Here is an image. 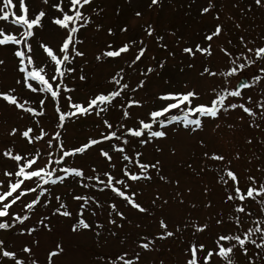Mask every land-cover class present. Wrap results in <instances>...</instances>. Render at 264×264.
Segmentation results:
<instances>
[{"label":"snow or ice","instance_id":"obj_1","mask_svg":"<svg viewBox=\"0 0 264 264\" xmlns=\"http://www.w3.org/2000/svg\"><path fill=\"white\" fill-rule=\"evenodd\" d=\"M41 2L47 8H41L31 15L26 0H19V14L15 11L17 5L14 0H2L0 6V22L15 25L19 30L12 32L0 27V48L11 47L16 60L19 78L15 79V85L39 96L36 106L33 107L28 99L22 98L17 87L0 90V106L11 108L21 121L19 125L10 128L8 136L33 146L32 152L23 154L16 150V141L13 140L10 146L0 149V159L11 161L14 165L11 170H3V177L6 179L0 180V189H3L0 191V231H14L15 235L21 238L31 237L30 240H23L18 250L15 240L9 244L0 239V264H38L34 258V247L39 241L33 233L39 230L51 231V225L46 222L49 217H40L33 226H29L27 222L38 205L47 207L52 199H55L58 205L52 215L71 218L73 212L68 204L61 201L60 195L53 196L49 190L50 187L64 185L69 180L83 189H95L100 193L107 190L114 198H118L141 215L155 217V213L159 211L160 216L155 217L159 231L151 238L147 234L137 238L136 247L144 252L154 251L157 240L177 239L184 245L181 264H254L249 255V245L260 250L258 255L264 254V218L253 220L254 226H247L246 218L253 216V212L248 208L249 201L260 205V210L264 212V175L239 176L231 167L233 159L240 158L239 153L226 159L224 155L216 152H201L204 163L196 174H213L215 184L222 193V204L226 206L215 214L210 213L204 220L189 213L170 226L164 215L169 207V199L162 198L157 193L149 206H143L138 202L141 193L137 189L141 183H150L155 177L159 182L173 186L175 193L172 199L178 205H185V192L180 190V180L163 174V161L141 159L145 156L148 146H154L157 153L162 151L158 142L169 137V129L172 132L184 131L193 135L203 130L206 120L217 121L226 114L240 110V121L247 120L249 127L264 130L260 123H256L257 119L264 121V95L258 100H253L252 96L245 99L243 95L244 89L253 88L264 80V66L259 67V74H254L250 82L240 80V76L247 69L258 62H264V37L256 44L241 36L239 52H231L223 46H218L219 51L227 58L224 64L215 70L204 64L198 72V76L205 80L223 78L218 87L211 88L207 101H202V94L195 87L189 88L185 84L186 90L157 93L154 96V105L157 106L148 109L141 116L134 110L143 108L146 102L137 99L136 94L145 87L151 74L159 75V70L165 67V61L158 62L156 67H138V62L142 61L148 51L143 38L115 46L113 43H106L104 50L95 55L94 59L97 62L124 60L125 56L134 50L130 61L125 60V63L133 72H138L139 78L133 85L130 78L126 79L128 74L125 69L120 67L110 75L102 88L90 94L83 102H78L71 95L76 89L69 86L67 79L77 72L74 63L76 59L83 60L86 57V52L82 50L84 39L81 31L94 23L91 14L84 11L86 6L92 4V0ZM159 4L160 0H150L148 7H159ZM252 4L264 9V0H252ZM213 9L212 0H209L208 5L200 9V14H208ZM134 15L141 17L142 13L136 11ZM214 19L220 20L219 13ZM45 20L55 26L59 41L55 47L43 41L39 42L38 48L42 50L44 59L37 63L31 40L37 30H43ZM235 27L240 28V25L236 24ZM95 28L99 31L101 25L96 23ZM222 30L223 25L218 23L211 32L204 35L206 44L202 46L201 43H196L180 49L181 54L192 61L187 65L189 69L195 67L197 58L208 59L213 56L212 42L214 38L221 36ZM119 31L125 33L128 29L124 26ZM143 31L147 37H153L155 29L149 24ZM107 35L115 36L116 33L112 28H108ZM163 39L162 36L155 37L157 45L167 50V45L160 43ZM177 43L179 44V41ZM228 43L231 44V41ZM249 43L254 46L249 47ZM169 55L174 57L175 53L169 52ZM4 63L5 61L0 59V65ZM79 71L81 74L78 80L85 82L87 77L83 74V69L80 68ZM233 80L236 81L235 84ZM47 104H52L54 109V116L51 118H48ZM46 118L49 125L47 128L43 124ZM81 118H94L97 121V134L77 146H68L63 139L66 123ZM219 126L217 123L216 127ZM41 141L46 145V159L43 163L40 161L44 153L36 147L37 142ZM246 143L251 144L252 140L248 139ZM103 144H107V147H99ZM198 144L201 149L207 147L203 141H198ZM93 149L96 155L94 164L85 167L83 164L72 166L68 163L70 158L83 157ZM170 151L175 155V148ZM183 166L192 169L191 163L185 162ZM257 172L264 173V169L258 168ZM211 190L205 184L202 189L204 196L207 197ZM191 191V188H188L187 194ZM29 194H32L33 198L25 199ZM72 199L81 203L78 205L76 221L71 231L89 230L92 225L84 215L88 207L102 208L105 205L99 203L91 192L73 195ZM17 202H21L23 214L12 211ZM188 206L191 209L198 207L193 202ZM203 207L212 208V201L207 200ZM106 210L108 223L122 228L123 224L118 221H125L127 217L116 200L107 203ZM96 214L95 210L91 212L93 216ZM225 226H228V231L223 230ZM136 227L141 225L137 224ZM112 235L115 236L116 233L113 232ZM62 251V246L57 243L55 250H50L47 254V264H52V258ZM133 255L135 259L128 257L127 252L116 253L109 264H139L141 252L135 251Z\"/></svg>","mask_w":264,"mask_h":264},{"label":"rangeland","instance_id":"obj_2","mask_svg":"<svg viewBox=\"0 0 264 264\" xmlns=\"http://www.w3.org/2000/svg\"><path fill=\"white\" fill-rule=\"evenodd\" d=\"M52 2L53 0H50V3ZM14 3L17 5L15 11L19 14V0H14ZM208 3L209 0H160L159 7L149 8L150 0H92V4L86 6L84 11L86 14H91L94 23L81 31L84 39L82 50L86 52V57L83 60L76 59L74 63L77 66V72L67 79L69 86L76 89L71 94L74 100L83 102L90 94L102 88L110 75L118 71L120 67L125 69L128 74L126 79L130 78V82L134 85L139 78L138 72H133L125 63V60L130 61L134 50L130 51L124 60L97 62L94 57L104 50L106 43H113L115 46L122 42L143 38L148 51L142 57V61L138 62V67L141 69H146L148 66L156 67L160 61H165V67L163 70H159V75L151 74L145 87L136 94L137 99H143L146 102L143 108L134 110L136 114L142 116L148 109L157 106L154 105V96L157 93L166 90H186L184 88L185 84L189 88L195 87L202 94V101H207L211 88L218 87L219 81L223 78L216 77L205 80L198 76V72L204 64H208L213 70L224 64L227 58L219 51L218 46H223L231 52H239L241 50L239 39L241 36L246 41L255 42L256 44L260 43L261 38L264 37V9L255 7L252 0H212L214 9L208 14L201 15L200 9L206 7ZM26 4L29 7L30 15L41 8H47L41 0H26ZM0 6H2V0H0ZM100 9H103V11H100ZM136 11L142 13L141 17L134 15ZM97 13L99 14L97 15ZM217 13L220 15V20L214 19ZM96 23L101 25L99 31H96ZM218 23L223 25V30L221 36L214 38L212 42L213 56L208 59L197 58L194 62L195 67L189 69L187 65L192 61L186 55H182L180 49L196 43H201L202 46L206 44L207 42L203 40L204 35L211 32ZM149 24L155 29L153 37H147L143 31ZM236 24H239L240 28H236ZM124 26L127 27L128 31L121 33L119 29ZM0 27L12 32L19 31L15 25L10 23L0 22ZM108 28H112L116 35L108 36ZM170 33H174V35ZM157 36L164 37L160 43L167 45V50L157 45L155 40ZM41 41L53 47L59 41L58 31L47 20L44 22L43 30H37L35 37L31 40L33 55L37 63H41L44 59L42 50L38 48ZM228 41H231V44ZM248 46L253 47L254 45L249 43ZM169 52L175 53L174 57L170 56ZM153 57L155 59H152ZM0 59L5 61L3 65H0V90L11 86L17 87L22 98L28 99L30 105L35 107L39 96L15 85V79H18L19 75L16 71V60L12 55L11 47L0 48ZM261 66H264V62H258L247 69L240 76V79L244 78L250 82L254 74H259V67ZM80 68L83 69V74L87 77L85 82L78 80V76L81 74ZM181 68H183V71H181ZM51 74L49 69V75ZM74 77H77V79H74ZM232 82L233 84L236 83L235 80ZM243 95L245 99L248 96H252L253 100L260 99L264 95V80L253 88L244 89ZM61 104H63V101H61ZM46 110L48 118L54 116L52 104H47ZM240 115H242L240 110H235L217 121L206 120L203 130L193 135H188L184 131L172 132L169 129V137L158 142L162 148L160 153L155 152L154 146H148L145 150V156L141 159H160L163 161V174L179 178L180 190L185 192V205H178L172 199L175 193L173 186L165 185L155 177L150 183H141L137 189L141 193L138 202L143 206H149L157 193L162 198L169 199V207L165 210L164 215L169 220L170 226L171 223L179 221L189 213L193 217L204 220L210 213L215 214L225 209L226 206L222 204L221 190L215 184L213 174L200 173L198 176L196 173L199 172L204 163L201 152L207 150L222 154L226 159L239 153L240 158L238 160L233 159L231 167L241 177L247 174L264 175V173L257 172L258 168L264 169V130L249 127L247 120L240 121L238 119ZM48 118L43 122L46 128L49 127ZM20 123L21 121L18 120L15 111L0 106V149L10 146L12 141L15 140L16 150L23 154L33 151V146L26 145L15 137L8 136L10 128ZM217 123H219V127H216ZM256 123H260L264 128V121L257 119ZM96 124L97 121L94 118L69 120L66 123V132L63 139L68 146H77L85 142L88 137L97 134ZM229 125H232V127H229ZM248 139L252 140L251 144L246 143ZM198 141H203L207 146L206 149H201ZM36 147L44 153L40 161V163H43L46 159V145L41 141L37 142ZM99 147L106 148L107 144ZM172 148L176 149L175 155L171 154L170 150ZM95 160V149H93L90 150V154L83 157L70 158L68 163L72 166L83 164L87 167L94 164ZM185 162L191 163L192 169L185 168L183 166ZM13 166V162L0 159V180L6 179L3 177V170L6 168L11 170ZM205 184L212 189L207 197L204 196L202 191ZM188 188L192 190L190 194H187ZM2 190L0 189V191ZM49 190L53 193V196L60 195L61 201L68 204L73 216L65 218L52 215V212L58 206L55 199H52L47 207H44L43 204L36 207L30 221L27 222L29 226H33L34 222L42 216H48L49 220L46 222L51 225V231L39 230L33 233V236L39 241L38 245L34 247V258L37 259L38 264H47V254L50 250H55L57 243L62 246L63 251L52 258V264H109L116 253L127 252L128 257L135 259L133 255L135 251L141 252L139 264H161V261H163V264H181L184 246L181 240H157L155 250L149 252H144L136 247L138 236L147 234L151 238L159 231L155 219V217L160 216L159 211L155 213V217L141 215L120 202L118 198H114L107 190L100 193L95 189H83L71 180L64 185L50 187ZM89 192L94 194L99 203L105 205V207H88L84 215L92 227L89 230L73 232L71 227L76 221V212L81 202L73 200L72 196ZM31 198H33V195L29 194L25 199L30 200ZM113 200H116L127 217L125 221H118V223L123 224L122 228H116L108 223L109 217L106 205L113 202ZM207 200L212 201V208L206 209L203 207ZM190 202L196 203L198 207L191 209L188 206ZM248 208L253 212V216L246 218V223L247 226H254L252 221L264 218V212L260 210V205L251 201L248 202ZM93 210L97 213L94 216L91 215ZM12 211L23 214L21 202H17ZM137 224H140L141 227L137 228ZM97 225H101V227H97ZM223 230L228 231V226H225ZM113 232L116 233L115 236L112 235ZM0 239L6 240L9 244L15 240V246L18 250L20 243L23 240H30L31 237L21 238L17 237L14 231L12 233L0 231ZM259 252L260 250L249 245V255L253 258L254 264H264V254L258 255ZM237 258L239 259V256Z\"/></svg>","mask_w":264,"mask_h":264},{"label":"water","instance_id":"obj_3","mask_svg":"<svg viewBox=\"0 0 264 264\" xmlns=\"http://www.w3.org/2000/svg\"><path fill=\"white\" fill-rule=\"evenodd\" d=\"M241 81H246L245 79H241Z\"/></svg>","mask_w":264,"mask_h":264}]
</instances>
